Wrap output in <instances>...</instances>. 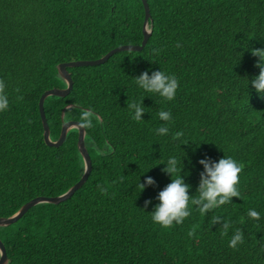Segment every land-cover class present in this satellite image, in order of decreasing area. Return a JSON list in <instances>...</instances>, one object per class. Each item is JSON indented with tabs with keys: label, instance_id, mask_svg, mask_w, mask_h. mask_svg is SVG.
Instances as JSON below:
<instances>
[{
	"label": "trees",
	"instance_id": "obj_1",
	"mask_svg": "<svg viewBox=\"0 0 264 264\" xmlns=\"http://www.w3.org/2000/svg\"><path fill=\"white\" fill-rule=\"evenodd\" d=\"M147 2L151 32L141 50L68 67L70 92L45 98L52 140L64 121L91 111V171L68 199L38 203L0 226L7 264H264V94L251 83L260 72L252 50L264 49V0ZM143 21L142 0H0V79L9 101L0 111V218L36 196L64 193L83 174L76 128L60 146L44 141L39 98L66 87L57 65L141 43ZM159 70L178 80L171 101L136 83ZM141 100L136 121L127 105ZM161 110L171 120L162 121ZM177 132L183 136L173 139ZM224 156L243 165L238 198L204 215L190 203L189 217L170 228L152 220L171 182L163 171L169 158L178 162L172 178L182 176L197 198L199 161ZM148 177L155 184L142 191ZM237 229L243 243L233 249Z\"/></svg>",
	"mask_w": 264,
	"mask_h": 264
},
{
	"label": "clouds",
	"instance_id": "obj_2",
	"mask_svg": "<svg viewBox=\"0 0 264 264\" xmlns=\"http://www.w3.org/2000/svg\"><path fill=\"white\" fill-rule=\"evenodd\" d=\"M180 45L177 44V47ZM252 54L260 58L256 65L260 68L259 75L255 77L251 83L257 93L264 94V49H253ZM139 87L149 93L159 94L160 97L171 101L175 98L176 91L179 87L178 80L174 75H167L162 70L153 71L151 76L147 71L138 77H135ZM5 82L0 79V111L8 108L9 101L5 93ZM143 100L140 103L132 102L127 105L130 110L134 111L133 119L140 121L145 113ZM159 118L162 121L171 120V114L168 111H159ZM91 111H82L79 127L87 129L92 127ZM167 127H160L157 132L160 135L168 134ZM183 136V132H177L173 139ZM204 166V171L200 174V182L197 188L199 193L197 198L189 195L190 185L186 184L183 177L172 178L177 172V160L175 157L169 158L163 171L171 176V182L159 192L157 199L159 204L152 213V220L163 228H170L174 223L181 224L189 217L190 203L198 207V211L204 215L208 211L229 203L232 198L239 197L238 190L239 174L243 170V165L239 164L232 157H223L218 162H212L209 159L199 161ZM155 181L148 177L144 184L140 183L142 191L146 185H154ZM100 191L107 194V189L97 185ZM151 201H146L145 206ZM248 216L253 219H259V213L255 210H249ZM221 221L220 217H213V224ZM230 225L223 223L224 233H227ZM188 235H194V230L189 231ZM243 243V232L237 229L233 238L229 242V247L235 249L238 244Z\"/></svg>",
	"mask_w": 264,
	"mask_h": 264
},
{
	"label": "water",
	"instance_id": "obj_3",
	"mask_svg": "<svg viewBox=\"0 0 264 264\" xmlns=\"http://www.w3.org/2000/svg\"><path fill=\"white\" fill-rule=\"evenodd\" d=\"M143 6H144V21H143V38L141 43L139 44H121L118 45L111 50H109L107 53H105L103 56L96 58V59H80V60H71L66 62H61L57 65L58 72L60 76L64 79L66 82V87L60 88V87H53L51 89L45 90L40 98H39V112L40 117L43 125V136L44 141L49 146H60L67 135V132L71 128H76L78 130V139H77V146L79 149V152L83 158L84 162V171L80 179L73 184L67 191L60 195L56 196H36L26 203H24L13 215L6 217V218H0V226L9 225L15 221H17L29 208L32 206L42 203V202H49V203H59L61 201H64L68 199L76 190H78L86 181L90 171H91V158L89 155V152L85 146V134L86 131L84 128L79 127L80 122L75 120H68L64 121L62 124L61 132L57 140H52L50 138V131H49V125L46 119L45 111H44V100L47 96L50 95H57V96H65L70 92L72 89V79L70 76L69 71L67 70L68 67H76V66H85V65H96L105 62L109 57H111L114 53L124 50H133V51H139L141 50L150 35L151 29L149 28V4L147 0H142ZM7 253L5 250L4 245L0 241V264H7Z\"/></svg>",
	"mask_w": 264,
	"mask_h": 264
}]
</instances>
